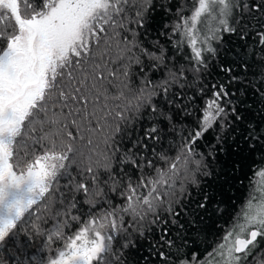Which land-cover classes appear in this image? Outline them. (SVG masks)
<instances>
[{
    "label": "snow or ice",
    "instance_id": "obj_1",
    "mask_svg": "<svg viewBox=\"0 0 264 264\" xmlns=\"http://www.w3.org/2000/svg\"><path fill=\"white\" fill-rule=\"evenodd\" d=\"M260 20L264 0H0V264H264V23L220 62ZM222 155L252 159L247 194L188 251L224 212Z\"/></svg>",
    "mask_w": 264,
    "mask_h": 264
},
{
    "label": "trees",
    "instance_id": "obj_2",
    "mask_svg": "<svg viewBox=\"0 0 264 264\" xmlns=\"http://www.w3.org/2000/svg\"><path fill=\"white\" fill-rule=\"evenodd\" d=\"M187 2L191 5V0H187ZM252 2H255V0H252ZM162 23L163 20L157 13L150 25V28L154 32ZM254 23H256L257 28L249 30L251 34L246 41H241L238 36L225 35L224 48L220 54L221 63H232L236 59V53L241 51L243 47L248 45H251L253 48L259 47L256 44V40L258 38L254 36V32L258 29L259 24L264 23V20L254 21ZM228 50H231L230 54ZM198 103H200V101H198ZM132 131H135V129H132ZM245 156H247V154H245ZM239 159L240 157L237 155H222L219 158L216 165L217 175L208 179L207 184L209 187H207L206 190L211 194L214 202H219V207L224 209V212H211L210 209L211 215L206 217L207 224L201 226L204 229V233L201 235L200 241L193 245L188 251L196 250L203 253L205 247H207L212 240L218 238L219 233L216 225L219 224L227 227L231 222V217L235 208L243 202L247 194L246 185L248 184V180L244 177L243 173H247L249 171L248 165L252 163V159L248 158L243 161V173L239 169L234 170L232 167V162L238 161ZM255 159H260L259 154H256ZM237 177H239V179H243L244 183L241 184ZM192 195L197 199L199 198L196 190H192ZM21 242L27 243L26 238L21 236ZM38 246L39 243L37 242L31 247L35 249ZM3 255L7 258L8 253H4Z\"/></svg>",
    "mask_w": 264,
    "mask_h": 264
}]
</instances>
